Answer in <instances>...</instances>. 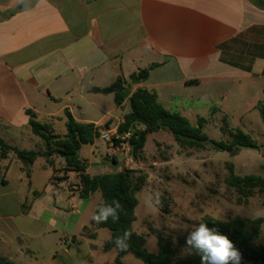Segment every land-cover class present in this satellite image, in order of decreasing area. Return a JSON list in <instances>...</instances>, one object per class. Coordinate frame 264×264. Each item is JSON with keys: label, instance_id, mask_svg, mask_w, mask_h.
<instances>
[{"label": "crops", "instance_id": "obj_1", "mask_svg": "<svg viewBox=\"0 0 264 264\" xmlns=\"http://www.w3.org/2000/svg\"><path fill=\"white\" fill-rule=\"evenodd\" d=\"M154 64L149 80L134 86L130 96L139 88L155 91L169 111L187 105L179 112L183 116H191L194 103L206 98L205 89L256 86L264 92V10L250 0H0V137L20 150L45 152L29 110L60 135L67 132L66 110L78 122L99 126L101 133L106 123L117 129L130 112L129 102L117 106L114 94L94 90ZM254 104L264 108L261 100ZM15 163L20 172L14 179L27 190L23 197L15 194L12 213L9 174ZM65 167L60 156H41L33 164L14 153L0 158V255L15 264H32L42 246L31 244L56 232L37 211L46 203L44 212H63L57 192L69 189L78 175ZM37 183L50 193L42 196ZM68 203L80 213L72 193ZM15 219L30 230L10 235ZM85 237L83 230L73 245ZM88 258L94 262L97 255Z\"/></svg>", "mask_w": 264, "mask_h": 264}, {"label": "rangeland", "instance_id": "obj_2", "mask_svg": "<svg viewBox=\"0 0 264 264\" xmlns=\"http://www.w3.org/2000/svg\"><path fill=\"white\" fill-rule=\"evenodd\" d=\"M203 93L206 98L196 101L191 116L187 117L185 114V117L194 125L204 119L203 132L210 141L229 143L232 141L231 133L241 130L250 135L260 149H243L233 156L227 151H215L210 142L202 150L185 148L175 141L173 135L160 131L148 136L144 152L138 160L131 156L127 148L113 147L101 138L96 139L93 150L92 146H84L80 153L82 160L91 162V176L116 173L125 168L147 174V183L138 193L139 206L136 209L137 221L134 229L146 238V248L152 253L159 251V237L170 243L175 251V263L194 254V251H186L185 240L188 233L182 228L183 224L229 222L234 219L256 220L251 218V214L264 210V196L258 190L252 197H245L228 183L231 166L237 176L264 177V121L254 104L257 100L264 104V92L259 87L251 86L240 91L228 88L224 91L205 89ZM176 102L180 105L181 99ZM184 103L187 104V101ZM187 109V105L184 108L174 106L170 111L181 112ZM109 124L114 129L115 124ZM101 129L102 133H106L104 127ZM19 172V165L15 163L9 174V191L14 190L8 197L11 202L9 210L12 213L17 210L15 194L23 197L27 190L14 179ZM74 176L69 189L65 187L58 190L56 195L59 199L57 206L63 212H44L43 206L46 203L37 211L42 221L55 227L56 232L40 237L31 244L42 246L32 264H48L54 261L58 264H115L117 251L104 250L105 243L111 238L110 230L98 228L92 220L102 196L96 193L92 198L82 201L80 177ZM37 187L42 196L50 193L49 190L44 191L41 183H37ZM70 193L79 199L80 203H75L77 206L74 207V210H79V214L73 213L72 204L68 203ZM157 194L159 202L156 200ZM33 196L30 195L29 201ZM49 208L55 210L54 202L49 204ZM13 223L17 225L12 227V236L19 230H30V225L25 221L15 219ZM83 230L86 237L81 240L82 244L73 245V239L80 238ZM65 237L68 244L63 243ZM255 243L264 246V227ZM13 244L18 246L15 238ZM91 245L95 246L93 251ZM65 250H70V254H65ZM92 253L97 255L94 262L88 258ZM123 264L143 262L133 255H127Z\"/></svg>", "mask_w": 264, "mask_h": 264}, {"label": "trees", "instance_id": "obj_3", "mask_svg": "<svg viewBox=\"0 0 264 264\" xmlns=\"http://www.w3.org/2000/svg\"><path fill=\"white\" fill-rule=\"evenodd\" d=\"M257 8L264 10V0H250ZM158 64L148 69L139 70L133 73L128 80L119 78L114 84L105 89H95L96 93L105 95L114 94L117 106L129 102L130 112L126 114L125 121L118 127L119 134L131 133L129 139L131 156L138 160L144 152L148 136L153 133L165 131L173 135L175 141L185 148L205 149L210 142L215 151H227L233 156L243 149L259 150V145L252 137L245 132L238 130L232 132V141L217 142L210 141L203 132L204 119H200L194 125L187 117L179 112L167 110L159 101L155 91L139 88L129 99L125 97V90L133 89L134 86L145 83L149 80L151 70ZM264 121V108L259 107ZM30 125L33 133L40 137L45 145V152L20 150L8 145L0 137V158H7L10 154H16L20 159L33 164L39 157L45 156L48 159L60 156L65 159V172H74L80 177L82 185L81 199L85 200L96 193H100L102 201L111 203L113 199L121 202L123 211L120 218L113 222L109 218L107 223L93 224L98 228L110 230L111 238L105 243L106 252L114 250L113 243L116 236L123 235L125 230L132 232L129 241L130 247L126 252L117 251L118 256L115 264H123L127 255H133L141 260L143 264H201L200 255L194 252L193 256L175 263V251L162 237H159V251L152 253L146 248V238L138 234L134 229L137 221L136 209L139 206L138 193L143 190L147 183L148 176L143 172L133 169H122L116 173L91 176L87 173L88 162L81 159L80 153L84 146H92L99 138V131L95 124L81 123L74 119L70 111H65L66 134L55 133L48 125L37 120V114L29 110ZM110 124L104 125L109 129ZM52 164V161L49 160ZM66 178H63V180ZM231 187L237 189L245 197H252L258 190L264 196V177L261 176H237L231 166V175L228 179ZM209 227L216 228L220 233L227 235L233 242L242 258L264 259V246L255 243L260 235L264 220L234 219L229 222L205 221ZM0 264H15L0 255Z\"/></svg>", "mask_w": 264, "mask_h": 264}, {"label": "clouds", "instance_id": "obj_4", "mask_svg": "<svg viewBox=\"0 0 264 264\" xmlns=\"http://www.w3.org/2000/svg\"><path fill=\"white\" fill-rule=\"evenodd\" d=\"M159 202V194L156 195ZM123 211L119 200L113 199L111 203L101 201L92 220L97 224L107 223L109 218L117 222L120 212ZM252 219L264 218V210H257L251 214ZM264 227V226H262ZM182 228L187 231L185 240L186 251H193L200 255L201 264H241V254L227 235L220 233L216 228L209 227L207 223L183 224ZM132 232L125 230L123 235L116 236L113 243L115 250L126 252Z\"/></svg>", "mask_w": 264, "mask_h": 264}, {"label": "built area", "instance_id": "obj_5", "mask_svg": "<svg viewBox=\"0 0 264 264\" xmlns=\"http://www.w3.org/2000/svg\"><path fill=\"white\" fill-rule=\"evenodd\" d=\"M96 128L99 131L100 127L96 126ZM99 134H100L99 138L103 139L104 141L109 142L113 147L122 146L124 148L130 149L129 139L132 136L131 133L119 134L118 128H117L114 130H108V131H106V133H101V131H100ZM115 150L117 151V149H115ZM63 243L68 244V240L66 237L63 239ZM241 264H251V263H248V262L242 260Z\"/></svg>", "mask_w": 264, "mask_h": 264}, {"label": "water", "instance_id": "obj_6", "mask_svg": "<svg viewBox=\"0 0 264 264\" xmlns=\"http://www.w3.org/2000/svg\"><path fill=\"white\" fill-rule=\"evenodd\" d=\"M130 95H131V91L130 89H126L125 90V97L126 99H129L130 98ZM244 260L248 263H251V264H264V259H254V258H242L241 257V261Z\"/></svg>", "mask_w": 264, "mask_h": 264}]
</instances>
